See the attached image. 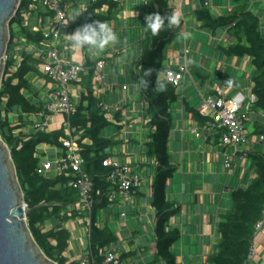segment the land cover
Masks as SVG:
<instances>
[{"label": "crops", "instance_id": "0c3cea01", "mask_svg": "<svg viewBox=\"0 0 264 264\" xmlns=\"http://www.w3.org/2000/svg\"><path fill=\"white\" fill-rule=\"evenodd\" d=\"M121 9L117 18L108 22L118 35L119 42L107 47L94 58L81 49L72 51L65 34L71 33L67 28L62 30L57 43L64 60L67 63L80 62L87 67V60H104V84L91 81L93 96L99 101V106L107 113L113 124L104 130V136L117 141L110 151L112 158L128 161L137 168L143 178V185L133 198L118 199L115 203L100 209L96 221L101 228L107 226L117 237L111 243L118 247L122 264H150L157 253L155 242L156 210L152 205V184L155 178L156 162L148 154L147 142L150 141L147 112L148 100L141 96L137 86V72L140 68V56L145 37L144 24L148 15L145 0H118ZM206 2L209 4L207 5ZM89 0H72L68 11L70 14L77 7L88 5ZM206 6L214 16L228 15L235 6L233 0H170L169 8L181 15L183 28L174 35L166 50V60L163 64L162 77L166 69H175L187 59L186 48L190 50L189 66L192 76H185L176 86L178 98L171 105V133L169 152L177 170L168 181V198L180 211L170 219L171 228L181 230V238L174 244L173 252L180 264H210L209 256L217 248L220 240L218 227L223 215L233 208L231 192L234 188L247 186L254 177L251 161L240 159V153L227 147L221 141L218 129L204 132V127L210 117L200 112L199 104L203 96L231 98L239 96L244 107L249 105L247 125L252 145L264 150L259 138L253 134L254 123L264 121V111L252 108L255 96L252 93V76L255 66L252 57L245 55L227 56L223 47L236 42L227 27H221L213 32L202 27L195 15L197 9ZM247 8L260 17V30L264 34V0H249ZM46 10V9H45ZM43 13H33L30 16V27H46L51 20L47 10ZM106 11V9L104 10ZM33 29V28H32ZM34 30V29H33ZM36 31V30H34ZM41 31V30H40ZM16 46L15 58L20 60L21 50L35 53L40 49L37 44ZM25 46V47H24ZM41 75L31 74L34 89L38 92L45 108L51 100L54 83L38 65ZM12 71L16 67L11 68ZM95 70V67H94ZM227 73L231 83L222 81L218 72ZM88 73L80 81L70 86L71 96L79 103L87 94ZM94 74V73H93ZM128 84L124 89L123 85ZM197 109L209 120L199 122L190 109ZM120 120H117V113ZM41 114V113H40ZM31 115L32 123L41 115ZM49 130L63 126L62 115H52ZM31 125H28L30 127ZM66 127V126H65ZM202 130V135L196 136L194 130ZM42 159H55L61 148L40 144ZM54 153L50 157L49 152ZM229 166H228V165ZM50 177L52 175L50 174ZM122 213H126L125 216ZM71 214H69L70 216ZM54 221L43 226L44 230L53 227ZM71 232L69 249L66 255L69 261L78 259L88 247V238L83 218L74 215L65 224ZM124 256V257H122ZM157 264H164L158 260ZM249 264H264V233L258 237V255Z\"/></svg>", "mask_w": 264, "mask_h": 264}, {"label": "trees", "instance_id": "16d2710c", "mask_svg": "<svg viewBox=\"0 0 264 264\" xmlns=\"http://www.w3.org/2000/svg\"><path fill=\"white\" fill-rule=\"evenodd\" d=\"M233 2L235 6L228 15L214 16L206 6L197 9L195 15L197 20L202 22L203 28L213 32L221 27L228 28L236 42L222 48L227 56L252 57V63L255 66L252 76V93L255 100L252 108L264 111V34L260 30V17L247 8L249 0H233ZM169 3L170 0H145L147 14L160 12L167 16L171 13ZM45 9L32 3L31 0H21L15 16L10 21L8 57L0 88V134L9 146L16 165L18 179L24 192L27 223L35 240L50 259L59 264H77L78 259L70 262L66 255L71 232L65 224L76 215L69 216V206L79 199L78 190L69 186L73 176L65 172L48 177L37 171L41 162L39 145L48 144L59 147L63 151L64 145L60 138L66 136V127L43 131L30 121L31 115H39L45 110L30 78L31 74L41 75L38 66L41 59L25 49L21 50L20 60L15 58L16 46L22 43V38L26 39L25 46L40 44L44 41L42 31H34L24 24L21 12L27 10L31 14L36 12L39 14ZM120 9L118 0H89L84 14L68 22L67 31L74 32L82 24L95 20L108 23L117 18ZM47 14L53 15L48 10ZM183 26L184 20L181 19L178 27L164 28L156 36H153L150 31L145 32L139 61L140 68L136 76L138 81L144 69H153L151 76L148 77L149 87L147 89L138 87L141 96L149 102L147 112L150 116L148 122L150 141L147 142V146L148 154L156 162L155 178L152 184V205L156 210L157 253L155 260L150 264H157L158 260L163 261L164 264H180L173 252V246L181 238V230L170 226L171 217L180 211V207L175 206L167 194L168 181L177 170L171 160L169 143L172 124L170 109L172 103L178 98V92L177 87L162 77L161 73L166 60V50L174 35ZM86 63L89 67L87 94L82 96L76 113L70 117V124L79 135L77 141L85 161L84 168L94 184L96 197L94 221H96L98 211L110 204L106 194L111 187L108 181L111 167L105 166L103 162L112 156L110 149L117 144V141L112 137L104 136V130L113 122L99 106L98 99L93 96L91 81L96 60L88 59ZM13 67H16V70L12 71ZM218 74L222 81H232L227 73L219 71ZM158 82L166 85L164 90L156 87ZM190 110L199 122L209 120L197 109ZM14 111L18 112L17 123H12L8 116ZM116 118L120 120L119 112ZM28 125H31L29 129H27ZM219 133L221 137L222 130ZM253 134L264 144V121L254 123ZM248 158L251 161L254 177L247 186L232 190L233 208L223 215L219 224L220 240L216 251L208 258L210 264L250 263L248 256L255 235V226L264 212V150L255 146L248 153ZM49 221H54L53 227L44 230L43 226ZM115 241L117 237L107 226L93 227L90 245L95 253L100 247ZM98 261H102V258L99 257Z\"/></svg>", "mask_w": 264, "mask_h": 264}, {"label": "built area", "instance_id": "2783aa9c", "mask_svg": "<svg viewBox=\"0 0 264 264\" xmlns=\"http://www.w3.org/2000/svg\"><path fill=\"white\" fill-rule=\"evenodd\" d=\"M31 1L53 13L46 27L32 26L34 30H41L43 32L44 41L37 44L40 49H37L35 53L41 59L43 72L47 74L55 85L51 94V100L46 104L45 110L41 112L40 119L36 120L35 126L43 131L49 130L52 115H62L66 126V136L60 138V141L64 145L63 151L61 150L55 159H42L37 171L39 174L48 177H50V174L55 176L65 172L73 176V179L69 182V186L78 190L79 199L76 203L69 206V214H76L83 218L89 242L85 252L78 258L77 264H122L120 252L115 244L100 247L96 253L90 245L93 227L103 225L102 222L104 221L100 224L94 221V207L96 203L94 184L84 168L85 161L81 156L77 141L79 135L75 133V129L70 124V117L76 113L78 108V102L71 96L70 86L72 83L80 81L83 75L88 73V67L80 62L67 63L57 43L62 30L68 25V11L72 0ZM206 4L208 5L209 3L206 2ZM83 9H87V6L84 5ZM21 15L24 18V24L29 26L32 14L27 10H23ZM21 41L25 42L26 39L22 38ZM186 52L187 59L183 64L175 69H166L164 72V78L175 86H178L185 76H192L189 66L190 50L186 48ZM7 57L6 53L5 59ZM105 65L104 60L97 61L95 65L93 80L99 84L106 82L103 75ZM123 88L127 89L128 84H124ZM199 110L210 117V120L204 127V132L208 133L212 129L222 130V143L232 148L236 153H240L242 161L248 159V153L254 147L249 137L247 125L248 112L251 110V107L249 105L244 107L243 101L239 96L226 98L208 95L202 97ZM202 133V130L198 128L194 130L196 136H200ZM103 164L111 167L108 175L111 187L106 194L110 203H115L118 199L129 200L133 198V195L143 185V178L139 170L128 161L112 157H108ZM125 214L122 213L123 216ZM263 226L264 212L263 217L255 226V235L248 256L249 262L253 261L258 255L257 236ZM99 257L102 258V261H98Z\"/></svg>", "mask_w": 264, "mask_h": 264}, {"label": "water", "instance_id": "95a60500", "mask_svg": "<svg viewBox=\"0 0 264 264\" xmlns=\"http://www.w3.org/2000/svg\"><path fill=\"white\" fill-rule=\"evenodd\" d=\"M21 0H0V88L10 40L9 24ZM0 264H59L50 259L27 224L24 192L11 150L0 134Z\"/></svg>", "mask_w": 264, "mask_h": 264}, {"label": "clouds", "instance_id": "9594fccd", "mask_svg": "<svg viewBox=\"0 0 264 264\" xmlns=\"http://www.w3.org/2000/svg\"><path fill=\"white\" fill-rule=\"evenodd\" d=\"M86 9L83 6L77 7L70 14V20H75L84 14ZM181 15L175 11L169 15H162L160 12L150 13L145 17L144 31L151 32L153 36L159 34L164 29H172L181 24ZM65 39L68 41L69 47L72 51H79L86 49L87 52L94 58L97 54L103 52L107 47L119 42L118 35L113 31L111 26L101 20L86 22L77 27L74 32L65 34ZM153 72L152 68L143 70L142 75L139 76L137 86L142 89L149 87V79ZM228 83H231L228 81ZM156 87L164 90L166 85L158 82Z\"/></svg>", "mask_w": 264, "mask_h": 264}, {"label": "rangeland", "instance_id": "374dc122", "mask_svg": "<svg viewBox=\"0 0 264 264\" xmlns=\"http://www.w3.org/2000/svg\"><path fill=\"white\" fill-rule=\"evenodd\" d=\"M10 25V24H9ZM5 71V70H4ZM3 77H4V72H3ZM8 116H9V119H10V121L12 122V123H17L18 122V112L17 111H14V112H12V113H9L8 114ZM30 127H27V129H29ZM50 157H53V155H54V153H52L51 151L49 152V154H48ZM28 224V223H27ZM262 234V233H264V226H263V228H262V230L259 232V234ZM259 234H258V236H257V238L259 237ZM72 260H76V258L75 259H72ZM71 262V261H70Z\"/></svg>", "mask_w": 264, "mask_h": 264}]
</instances>
